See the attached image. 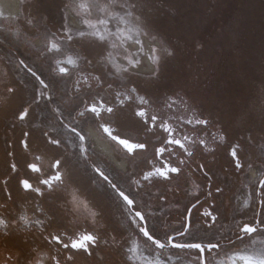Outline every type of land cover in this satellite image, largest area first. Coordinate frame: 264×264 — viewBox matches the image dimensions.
<instances>
[{"label":"rangeland","instance_id":"374dc122","mask_svg":"<svg viewBox=\"0 0 264 264\" xmlns=\"http://www.w3.org/2000/svg\"><path fill=\"white\" fill-rule=\"evenodd\" d=\"M74 2L76 0H19L18 16L10 19L0 16V81L6 80L9 74L14 84L28 87L40 83L37 80L39 77L51 87L53 96L51 123L48 124L46 121L44 124L43 120L40 127L50 126L53 140H59L61 137L62 140H67L68 146L78 148V152H74L70 157L71 161L80 179H83L89 188V194L95 198L89 201L90 203L85 200L78 209V214L80 220L90 222V225L99 232L98 236L101 239L98 246L93 249L98 262L146 264L147 260L155 259L156 253L151 250L154 246L136 232L132 214L116 198L106 182L91 172L92 161H95V165L106 170L112 180L124 186L130 184L136 176L137 168H132L125 155L103 138L96 126L95 132L99 137L109 142L115 156L125 162V170L116 167L109 160V156L95 148L93 137L91 135V139L89 135V128H92V125L88 116L78 122L86 137L84 146H80L59 120L60 106L70 102L72 106V102L83 105L81 96L87 90L113 91L126 86L120 84L119 77L109 79L102 75V79L105 80L103 86L98 87L95 81L93 83L95 88L93 84L91 88H87L81 83L80 91L69 90L70 85H75L76 80L84 73L94 72L95 75H101L104 71L114 70L110 66L105 70L97 63L100 59L97 55L98 49L86 47L80 41L68 42L66 38L62 45L65 54L80 56V67L76 70L70 69L71 75L68 76L62 77L58 74L54 61L47 55L46 45L51 33L63 35L62 25L66 23L73 29L74 36L75 30L83 29L80 15L68 11L65 20L67 10L64 6ZM100 2L105 3L106 0ZM130 2L137 4L136 14L147 21L146 31L161 38L175 52V55L162 65L160 78L151 83L150 93L159 96L179 92L187 98L190 107L196 113L208 118L212 128L225 137L223 143L217 145L212 157L205 161L204 168L198 163L194 164V168L184 166L178 193L170 191L153 194L149 190L146 204H141L142 209L155 226L166 231L172 230L176 224L170 215L173 212L182 214L190 203L205 196V186L211 180L213 187L218 188L219 185L223 187L222 193L216 195L217 202L224 203L229 200L231 204L233 203V214L250 221L252 214L248 206L252 204L257 183L264 178V0H130ZM97 14L94 10L91 18L95 19ZM29 21H32L31 25ZM142 38L147 46L148 38ZM117 59L119 60V57ZM21 60L33 69L36 73L34 77L25 71ZM85 60H92V65L86 64ZM151 70V65L145 63L132 79L144 85ZM110 83L112 88L108 87ZM42 93L41 89L37 90L31 99L37 100ZM38 126L35 120L30 129L39 128ZM38 130L42 131L41 128ZM234 146L238 149L237 156L241 160V169H236L235 162L230 156ZM81 147L86 151L82 152ZM207 174L211 175V179ZM259 197L264 199V188ZM245 201H248L247 207L244 206ZM93 212H98L99 216L93 218ZM226 220L228 222L229 217ZM233 224H237L235 220ZM21 225L28 228L26 224ZM220 226L218 223L212 231H208L196 223L193 228L199 230L191 236L197 240L207 241L219 235L218 228L223 227ZM164 237L165 235H162L159 238ZM38 238L39 236L30 230L20 229L18 232L10 233L6 238L4 233L0 232V258L6 257L10 252L15 255L16 252L26 253L33 250L32 246L38 242ZM184 241L195 242L188 236L182 242ZM133 245H138L135 255L127 251ZM240 247L242 245L239 243L235 249L231 246L224 247L219 255L214 251L207 256L208 264L226 261V257ZM37 253L38 251L36 253L33 251L32 257L37 256ZM130 255L131 260L128 259ZM166 255L172 257L170 264H198V253L195 249H171Z\"/></svg>","mask_w":264,"mask_h":264},{"label":"snow or ice","instance_id":"6c2138e0","mask_svg":"<svg viewBox=\"0 0 264 264\" xmlns=\"http://www.w3.org/2000/svg\"><path fill=\"white\" fill-rule=\"evenodd\" d=\"M65 20H67L68 11L81 16V24L83 29L75 30V36L73 35V29L66 23L62 25L63 35L58 36L56 33H51V38L48 40L46 45L47 55L54 61L55 68L60 76L71 75V70H76L80 67V56L66 55L62 45L66 41H80L85 44L86 47L92 49H98L97 55L99 56L98 64L101 65L105 70L110 66L114 72L104 71L101 75L88 76L81 75L79 79L76 80V90L80 91V84L83 83L87 88H91L89 83L90 79L97 81V85L103 86L105 80L102 79V75L108 77L109 79H114L115 77L120 78V84L126 85L123 91L115 92V103L112 106H107L103 100L99 101V105L92 103L87 106L84 111H81L79 115L83 117L85 113H91L96 118H100L102 112L108 114L114 113L117 108L122 109L127 105H134V116L139 118L143 123L144 127L148 131L154 129H159L162 133L167 134V139L163 141L164 146H161L155 150V155L161 157L165 152L169 154L170 157L173 156V149H179L187 156L191 157L193 153L189 151L188 145L199 144L207 148L206 138L194 139L193 136L187 134L186 128L191 127L194 130L199 128L201 130H207L210 125V120L203 117L202 114L196 113L194 116H189L185 119L182 115H176L178 108H183L188 111L190 108L187 98L181 95L179 92L165 93L163 95L154 96L150 93L149 89L151 83L157 81L161 75V67L164 65L168 59L175 55L173 49L169 48L165 42L158 36L151 34L146 31L147 21L143 19L140 15H137L138 11L137 4L130 2V0H106L105 3H101L100 0H76L74 3L65 4ZM98 14L95 19H92L93 11ZM30 25L32 21L28 22ZM142 37L148 38V44L145 45V40ZM131 49H134L131 50ZM63 57V58H58ZM119 57V60L117 59ZM88 65H92V60L84 61ZM21 64L24 63L23 60L20 61ZM147 63L151 65L152 70L150 74L146 77V83L141 85L132 77L139 73L141 67ZM32 72V69H28ZM35 76L36 73L32 72ZM127 77V79H125ZM39 79V77H37ZM40 84L47 89L48 85L44 80L40 79ZM109 88H112V84H108ZM12 91V89H9ZM46 99H52V97H46ZM39 100H37V103ZM194 111V110H193ZM171 113V115H170ZM29 115L28 108H24L23 111L19 113L18 118L23 121ZM101 127L103 131L113 140L121 145L127 153L132 154L137 150H146L148 144L145 143H133L129 139H123L120 135H113V129L107 124H102ZM71 131L76 133V128H72ZM79 140L81 144L83 143L85 137L79 135ZM25 139L21 141L24 148L28 147V132L23 133ZM219 139L223 141L225 137L223 135L219 136ZM49 143L52 145L59 146V140L49 139ZM237 147H232L230 151V156L235 162L236 169H241L242 164L237 156ZM81 151H86L81 147ZM178 165H183L184 161L180 160L178 154H176ZM162 167H153L144 173L143 180L148 181L152 177L163 178L164 180H169L171 174L179 175L182 171L180 166H173L168 161H161ZM27 167L34 173H39L41 170L35 163H29ZM202 167V166H201ZM55 170L54 175L47 176V178L40 179L39 184L44 187L48 192H54L60 189L61 196L58 197L63 199L65 205H78L81 203L80 197L81 193L78 187L71 186V176L69 173L62 171V162L57 159L52 165ZM11 170L17 172V165L15 163L11 164ZM94 171L104 180H108V177L99 168H95ZM67 181V183H66ZM7 185V180L3 181ZM110 183V182H109ZM137 183H139L137 181ZM19 185L25 192L36 193L38 196H43L44 191L41 187H34L30 179L19 180ZM260 185L264 188V180L260 181ZM112 189L118 194L120 198L126 203L127 206H133L134 200L126 195L124 191H120L116 184H111ZM210 187V186H209ZM216 193H222L221 188H216ZM5 193L8 199H11V193L8 192L7 187H5ZM208 197L212 196V192H208ZM201 201L197 198L196 202L191 204V207L187 209L188 216L186 217L187 224L182 232H176L174 235L165 234L163 239L157 238L155 231L145 226H141L140 223L136 222L135 218H139V221H145V214L143 211H135L132 223L135 225L138 234H142L146 241L154 246L151 250L155 251L156 256L154 260H147L146 264H170L172 257L167 256L166 253L171 249L185 250V249H195L198 250V264H208L206 258V253L211 255L214 251L217 255L226 246L224 240L227 239V246H231L233 249L236 248L237 243L242 245L238 250H234L231 255L226 257V261H219L218 264H264V211L258 214L253 221L244 222L242 227L240 222H237L236 236L235 240L226 237L223 233L216 235L207 241L199 240V242H176V237L179 236L183 240L187 236L196 241L197 238L191 236L190 228L192 227L191 214L193 209L200 205ZM262 210H264V199L260 201ZM244 206H248V201H245ZM6 207V205H5ZM85 207L87 205L85 204ZM215 204L209 205V207L204 208L200 213L201 218L204 220L207 228H214L218 221V214H214ZM130 210V209H129ZM43 214L42 209H37ZM55 215V213H53ZM93 218L99 216L98 212L92 213ZM19 220L23 221L24 224L29 223V218L26 215H20ZM15 224L16 220L11 221L0 218V226L7 229L8 224ZM38 227L43 230L44 221L37 219L35 221ZM9 235L5 231V238ZM52 241L57 244H62L64 249L71 248L72 250H84L86 253L91 254V249L89 245L93 248L98 246L100 237L98 235L92 234L90 231H85L81 233H73L72 236H67L66 232H61L59 234L49 233ZM67 238L69 243H64V238ZM74 237V238H73ZM48 239V237H45ZM247 241V242H246ZM33 250L26 253L16 252L15 255L11 252L4 258H0V264H44L43 260L35 259L32 257ZM127 251L132 255H135L138 251V245H133L128 248ZM132 255L128 257L129 260L132 259ZM51 261L53 264H62L61 259L57 256H52ZM72 259L69 255L64 264Z\"/></svg>","mask_w":264,"mask_h":264},{"label":"flooded vegetation","instance_id":"af4514ba","mask_svg":"<svg viewBox=\"0 0 264 264\" xmlns=\"http://www.w3.org/2000/svg\"><path fill=\"white\" fill-rule=\"evenodd\" d=\"M22 66L25 67V71L30 76H33V69L32 72H29V67L27 64H25V62L22 64ZM82 75L95 76V73L89 72ZM11 78L12 76L10 77L8 74L6 80L0 81V218L7 219L9 221L15 219L16 223H9L7 229L0 226V232L5 233V231H7L9 234H12L22 229L27 231L30 230L34 234H37L39 236L38 242H35V245L32 246L33 249L36 247V249H34L35 253L38 251L36 254L37 256L34 258L43 260L44 264H53L50 259L52 256H57V258L61 259L62 264H64L65 259L69 255L72 256V259L68 261L67 264H100L93 254V249L95 247L93 248L91 245H89L91 254L86 253L84 250H72L71 248L64 249L62 244H57L55 241H52L51 236L49 235V233L59 234L61 232H66L67 236H72L73 233L82 234L85 231H90L94 235H99V232L96 231L92 225H90V222H84L80 220V215L78 214V209L80 208L81 204L85 202V200L89 202L93 201L95 198L93 195L89 194V188L85 185L84 180L80 179L78 171L75 169V165L71 161L70 157L74 152H78V148H74L70 145L68 146L67 140H62L63 138L61 137H59V146L50 144L49 139H53L50 126L45 125L44 128L40 127L41 121L43 120L45 122L44 124H46V121L48 124L51 123L53 100L51 87L48 85V88L45 89L40 83L36 85H30L28 87L19 86L14 84ZM37 80L40 82V78ZM89 83L92 85L95 83V80L90 79ZM76 87V84H72L70 85L69 90L72 89L71 91L75 92ZM79 87L82 88L81 85ZM93 87L95 88V84H93ZM124 87L125 86L119 87L118 90L116 89L113 91L103 92L87 90L86 93L81 96L83 105H76L75 102H72V106L70 102V104L66 103L63 106H60L61 111L59 120L62 122L64 127L70 131L72 136L76 138L80 146H84L86 137L83 131L79 128L78 122L80 123L81 120L88 116L89 122L92 125V128H89L90 137L92 132L95 136L100 138L95 132L96 126L101 136L125 155L127 161L131 162L132 168H137L136 176L131 180L130 184H125L124 186H121L119 182L112 180L106 170L95 165V161H92L91 172L94 174V176L96 175L98 178L106 182L109 189L117 196L116 198H118V200L127 207L132 216H134L135 211L144 212L145 221L141 222L139 221V218H135L137 223H140L141 226H145L146 223L150 231H155L157 238L165 235L166 233L168 235H174L176 232H182L184 230V227L187 224V209L191 207V204L195 203L196 200L190 203L182 214L173 212L170 215L176 226L172 230L167 231L158 228L152 223V220L142 209L141 204H146L145 200L147 199V193L149 190L153 194H164L169 193L170 191H176L178 193L179 180L184 168H194L195 163L200 164V166L204 168L205 161L212 157V153L217 150V145L219 146L221 143H223L224 140L221 141L219 139V136L222 134H220L217 130H214L211 124L207 130H201L198 126L195 130V134L194 130L189 126L186 128L187 134L193 136L194 139L206 138L207 148L200 146L199 144L194 146L188 145L189 151L193 153L191 157L187 156L181 150L176 148L173 149L174 154L172 157H170L167 152H165L161 157H157L155 155V150L161 146H164L163 141L167 139V134L162 133L159 129H154L151 132L148 131L139 118L134 116V105H127L122 109L117 108L112 114L102 112L100 118H96L91 113H85L83 117L79 115L81 111H84V109L92 103L99 105L100 100H103L107 106L114 105L115 92L123 91ZM9 89H12V91H9ZM39 89H41L43 93L41 96L37 97V100H39L37 103V100H32L31 96L35 95L36 91ZM49 96L52 97V99H46V97ZM69 106L72 107L70 108ZM24 108H28L29 115L23 121H21L18 116ZM193 110L194 109L191 107L188 109V111H185L183 108H178L176 115H182L185 117V119H187L189 116H194L196 114L195 110ZM35 120H37L39 128L30 129V125H32ZM102 124H107L110 128H112L114 130L113 135H120L121 138L129 139L133 143L146 142L148 144V148L146 150H137L132 154L127 153L121 145H119L116 141H113L103 131V128L101 127ZM40 128L42 129L41 132L38 130ZM72 128H76V133H79V135H83L85 137L82 144L79 140V136L71 131ZM24 132L29 133L27 138V149H25L21 143V141L25 139L23 135ZM107 141L105 142L110 147L111 145H109V142ZM176 154H178L180 160L184 161L183 165H178ZM57 159L61 160L62 162L61 170L70 174L71 186L78 187L80 190L81 203L78 205H65L64 200L58 198L61 196L60 189L50 193L39 184L40 179H44L47 178V176L55 174V170L52 168V165ZM109 160L119 169L125 170V162L121 159H118L115 156L113 150L112 157L109 158ZM117 160L123 161V168L117 165ZM161 161H168L173 166H180L182 168L181 173L179 175L171 174L169 180H164L163 178L159 177H152L150 180L144 181V173L152 170L153 167H162L163 165ZM13 163L17 165V172H13L11 170V164ZM29 163L37 164L41 171L39 173L32 172L27 167ZM95 168H99L102 172H104V174L108 177V180L106 181L103 179V177L99 176L94 171ZM252 175H254V171H252ZM207 176L211 179L210 174H207ZM21 179H30L34 187L42 188L44 195L38 196L36 193L25 192L19 185V180ZM5 180H7V185L3 183ZM261 180H264V178L262 177L260 181ZM137 181L139 183H137ZM260 181L257 183L252 204L248 206L251 208L252 214L250 221L243 218L242 216L240 217L234 215L232 212L233 203L231 204L229 200H226L224 203L217 202L216 195L219 193H216V187H213L212 181H208L207 185L205 186L206 195L199 198L201 204L197 205V208L193 209L191 214V234H196V231L199 230L193 228L196 223H198L203 230L212 231V228H207V225H205L200 213L204 208H207L209 205L214 203V214H218V221L216 225L220 223L221 226L225 227L223 229V227L220 226L222 229L218 228L217 232L219 234L223 233L226 237H230V239L235 240L236 236L233 235V233H236L238 229L236 227L237 224H233L234 220L236 223L240 222V226L242 227L244 222L253 221L254 218L263 211L260 205L262 198L259 197L262 191ZM111 184H116L120 191H124L126 195H129V197L134 200V205L127 206L122 198H120L118 194L112 189ZM5 187H7L8 192L11 193V199H8L5 193ZM219 188L223 190V187L220 185ZM93 189L95 191V188ZM209 191L212 192L211 197H208L207 195ZM58 206L59 210L56 211ZM38 208L43 210V214L40 211H37ZM53 213H55V215H53ZM20 215H26L29 218V223L27 224L28 228H25L21 225L22 223L24 224V222L19 220ZM228 217L229 223L226 222ZM37 219L44 221L43 230L41 227L36 225L35 221ZM230 224H232V226H230ZM136 232L138 233V230H136ZM45 237H48V239H45ZM185 237H187V234ZM180 239L181 238L177 236L176 242L183 241H180ZM63 242L69 243L66 237L64 238ZM195 242H199V240H196ZM184 243L188 242L184 241ZM224 244L226 245L225 247H227V240L224 241ZM195 251L198 253V250ZM205 255L208 259V254L206 253Z\"/></svg>","mask_w":264,"mask_h":264},{"label":"bare ground","instance_id":"6f19581e","mask_svg":"<svg viewBox=\"0 0 264 264\" xmlns=\"http://www.w3.org/2000/svg\"><path fill=\"white\" fill-rule=\"evenodd\" d=\"M20 14V6H19V0H0V16L1 17H7V18H15ZM73 23H75V20L72 18ZM91 135L93 137V142L95 144V148L98 149L101 153L112 157V150L107 145V143L95 136L92 132ZM117 165L121 168H123L124 163L123 161H116ZM255 174V173H254ZM255 177V175H253ZM240 264V262H238Z\"/></svg>","mask_w":264,"mask_h":264}]
</instances>
